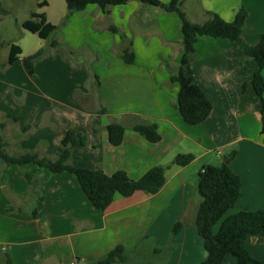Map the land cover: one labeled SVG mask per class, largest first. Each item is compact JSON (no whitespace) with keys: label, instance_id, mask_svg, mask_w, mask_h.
<instances>
[{"label":"crops","instance_id":"0c3cea01","mask_svg":"<svg viewBox=\"0 0 264 264\" xmlns=\"http://www.w3.org/2000/svg\"><path fill=\"white\" fill-rule=\"evenodd\" d=\"M189 1L181 0L182 6L195 22H204L205 10L232 21L243 5L248 10L243 38L256 42L264 33V0H196L201 14L194 18L187 12ZM8 11V7L0 9V15ZM63 12L66 17L68 10ZM44 13L60 26L58 39L73 49L85 47L87 63L100 54L93 65L100 85L85 87L86 65L71 68L55 47L52 57L35 66L34 74L22 58L16 60L5 69V80L37 94H12V99L23 98L20 107L10 103L2 112L0 132L7 151L55 157L64 150L62 139L72 124L89 135L87 144L73 147L76 165L108 174L125 170L138 179L161 164L167 167L166 182L156 194L117 193L102 210L89 200L73 173L50 174L35 164L22 168L0 160V264L9 260L12 264H90L118 245L124 246L127 258L114 264H200L207 251L195 221L202 202L198 180L204 164L219 165L237 151L230 166L241 178V195L223 219L241 210L264 209L261 99L252 83L256 61L242 62L241 50L228 38L200 37L195 44L194 76L213 110L203 122L191 125L178 108L179 85L171 82L183 52L181 20L176 13L158 7L151 10L137 0L109 6L106 11L89 4L66 22L64 18L55 22ZM111 25L133 41L135 62L121 57V36L110 30ZM27 70L32 77L19 81L16 76L26 78ZM77 89L81 94L75 95ZM102 102L108 104L109 114L99 113ZM113 118L125 126L119 145L109 141L106 129ZM142 119L157 123L160 141L151 142L133 130V124ZM5 120L6 126L1 127ZM97 122L101 130L95 137L91 131ZM180 153L193 154L194 159L187 165L173 163ZM25 170L38 178L49 175L40 185L43 198L29 193ZM178 222L182 227L173 233ZM246 246L264 260L263 235L249 236ZM236 263L234 255L225 257L224 264Z\"/></svg>","mask_w":264,"mask_h":264},{"label":"trees","instance_id":"16d2710c","mask_svg":"<svg viewBox=\"0 0 264 264\" xmlns=\"http://www.w3.org/2000/svg\"><path fill=\"white\" fill-rule=\"evenodd\" d=\"M68 12L64 22L75 11L85 9L89 4H97L106 11L107 7L126 4L131 0H65ZM142 4H149L158 7L166 12L176 13L181 20V33L183 52L180 65L176 72L171 75V82H177L178 90V108L185 122L196 125L203 122L213 110V105L208 95L196 81L194 76L193 63L196 57L195 44L200 37L212 36L216 38H228L234 42V47L241 50L240 60L246 62L254 59L257 68L253 75V87L256 94L261 99V132L264 136V33H262L256 42H247L243 38V28L248 17V10L241 6L236 12L232 21H227L220 14L211 10H205L207 19L204 22H195L189 19L187 13L182 9L181 0H137ZM38 5L44 7L48 5V0H38ZM22 26L37 34L44 39L50 38L51 47L58 49L60 53L69 61L71 68H79L86 65L89 78L85 82V87L100 85L99 75L94 70V63L100 60V54H95V59L91 63H86L83 55L85 47L73 49L60 39L53 37L54 32L59 29L48 20L44 12L32 11L30 18L26 19ZM110 30L118 32L121 36V57L127 63H133L136 59V53L133 49V41L117 27L111 25ZM22 47L18 44H12L8 59L2 63L1 68L6 69L9 65L18 60L22 54ZM44 55V50L40 49L36 53L22 58L23 62L31 74L35 73L36 59ZM77 91V90H76ZM75 91V95L77 92ZM99 113L101 115L109 114L107 103L100 104ZM12 115H8L11 117ZM14 121L17 117L12 116ZM8 121V120H7ZM7 124L1 123V127ZM133 130L139 132L151 142L161 140V134L158 125L149 120H140L133 124ZM28 129V128H26ZM109 135V141L113 145L122 143L125 133L124 124L113 118L106 126ZM101 130L99 122L92 128V135L97 136ZM89 140V135L77 131L72 124H69L67 132L62 139L64 150L51 157L42 155L34 151H25L18 154H11L6 149V141L0 132V160L6 164H17L22 168L29 164H35L47 169L50 174L61 172L73 173L78 179L83 191L88 196L93 205L99 209H107L113 202L115 194L131 196L136 191L142 190L149 194H156L166 182V166L154 165L140 178L133 179L125 170H117L112 174L104 172L100 168H90L78 166L72 161L73 147L77 144L85 145ZM237 151L233 150L228 156L227 162L219 165L204 164L199 171L198 189L202 196V202L199 206L196 216V229L203 238L204 247L207 256L200 264H224L225 257L229 254L237 258L236 264H264V260L252 255L246 246V241L251 235L264 236V209L241 210L238 213L226 216V212L235 206L241 195V178L233 171L230 166L231 160L235 157ZM194 159L193 154H178L173 163L178 165H187ZM24 175L29 187V193L43 198L40 185L48 178L45 175L38 178L29 170L24 171ZM21 211V209L19 210ZM33 215H37V209L33 208ZM223 219V220H222ZM217 231L215 226L220 222ZM182 225L176 223L173 233L180 231ZM127 258L126 249L122 245L116 246L104 257L90 262V264H114L116 262H125ZM9 264L12 262L9 260Z\"/></svg>","mask_w":264,"mask_h":264},{"label":"rangeland","instance_id":"374dc122","mask_svg":"<svg viewBox=\"0 0 264 264\" xmlns=\"http://www.w3.org/2000/svg\"><path fill=\"white\" fill-rule=\"evenodd\" d=\"M48 1L49 4L47 6L40 7L38 5V0H0V9H5V7L9 8L8 14L5 15L4 13L3 15H0V66L2 65V63L7 61L10 53L11 45L14 43L20 45L23 49L20 58H23L24 56L32 55L36 53L38 50L43 49L45 56L41 57L40 59L39 58L36 59L37 60L36 65L40 64L41 66V64L47 60L46 59L47 57L53 56V48L50 45V38L49 39L41 38L37 34L25 29L22 26L23 22L26 19L30 18V14L32 11L47 12L49 17L55 22L62 21V18L65 19V17L63 16L64 13L63 11L64 9L68 10L66 1L65 0H48ZM145 5L151 10L157 8L149 4H145ZM184 6L185 5L182 6V9ZM186 7H187L188 15L192 18L198 17L201 14L200 12L197 11L198 8H197L196 0L189 1L186 4ZM203 17H204L203 21H205L207 19L205 13ZM57 32L58 31L54 32L53 37H56L55 35ZM58 35L59 34L57 33V36ZM156 42L157 41L155 40L154 45L159 46V44ZM86 54L88 55L87 51L83 55L84 59ZM87 62L88 61H86V63ZM16 77L18 80L19 79L25 80L28 77L31 78L32 76L29 75L27 70L25 76L26 78L23 77L19 78L18 76ZM76 92L77 94H81V89H77ZM12 94H37V93L24 90L20 87H17L15 83L5 80V68L4 69L1 68L0 69V118L2 116V112L7 109V106H9L10 103H12V105L15 104L18 108L20 107L18 103L21 100L23 101V98L19 96V98L17 99H12ZM32 134L33 132L30 134V136ZM138 262L139 261H135L134 264H137ZM150 262L152 263L154 261H150ZM154 263L157 262L155 261Z\"/></svg>","mask_w":264,"mask_h":264},{"label":"water","instance_id":"95a60500","mask_svg":"<svg viewBox=\"0 0 264 264\" xmlns=\"http://www.w3.org/2000/svg\"><path fill=\"white\" fill-rule=\"evenodd\" d=\"M227 161H228V159H225V160H224V162H227Z\"/></svg>","mask_w":264,"mask_h":264},{"label":"built area","instance_id":"2783aa9c","mask_svg":"<svg viewBox=\"0 0 264 264\" xmlns=\"http://www.w3.org/2000/svg\"><path fill=\"white\" fill-rule=\"evenodd\" d=\"M72 264H76V262H72Z\"/></svg>","mask_w":264,"mask_h":264}]
</instances>
